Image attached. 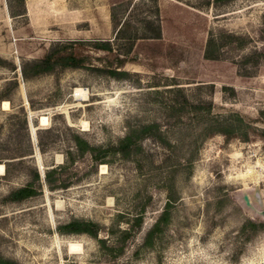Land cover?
Wrapping results in <instances>:
<instances>
[{
	"label": "rangeland",
	"instance_id": "1",
	"mask_svg": "<svg viewBox=\"0 0 264 264\" xmlns=\"http://www.w3.org/2000/svg\"><path fill=\"white\" fill-rule=\"evenodd\" d=\"M98 39L127 57L122 76L21 74L53 43L91 48ZM91 51L92 63L108 64ZM132 130L122 155L116 146ZM77 138L94 151L80 153ZM0 163L10 170L0 172L2 259L264 264V0H0ZM58 165L67 187L4 200L35 170ZM166 206V223L145 245ZM139 214L112 259L99 238L110 245ZM72 219L96 223V235L59 232Z\"/></svg>",
	"mask_w": 264,
	"mask_h": 264
},
{
	"label": "trees",
	"instance_id": "2",
	"mask_svg": "<svg viewBox=\"0 0 264 264\" xmlns=\"http://www.w3.org/2000/svg\"><path fill=\"white\" fill-rule=\"evenodd\" d=\"M215 3H220V0H215ZM123 22L119 29L116 32V37H120L122 32ZM115 29L118 27V23H114ZM153 37H158V32L154 34ZM136 36L133 35L129 38L130 46L135 40ZM87 42V41H86ZM88 44L83 40H70L66 42L58 41L53 43L47 53L36 60L25 61L21 65V74L24 78H29L43 73H51L56 69H65V68H87L92 69L98 72L107 73L114 77H120L122 74L126 73L125 70H119L120 67L128 61L127 57L123 54L117 53L115 48L112 45V42L109 39L106 40H93L90 42L91 48H88ZM93 51H102L108 59V64L101 66L95 65L92 63V54ZM210 59H215L217 57L212 56L211 54L207 55ZM135 136V131H129L125 136L118 142L116 150L122 154L127 155L131 151V146L133 143V137ZM76 149L82 153L84 151L93 150L89 148L85 140L76 139L75 141ZM109 148H104L102 151H99L98 154H94V159H102L107 155ZM5 166V174H9V165L7 163ZM64 166H54L50 169H47L42 176L35 170L33 173V178L16 188L11 189L6 195H4L5 201L17 202L28 197L36 195L40 190L42 185H46L50 189L57 187L65 188L69 185V182L61 177L62 169ZM169 209L168 206L164 208L159 217L156 219L150 230L146 233L144 238V244L149 246L152 244L154 236L157 232L161 231L163 224L166 223L168 219ZM142 215H136L133 219L132 224L122 231V235L114 239L113 243L110 245H105L104 238H99V242L103 245L104 249L107 250V255L114 259L119 253H121L125 246V239L128 235H132L134 230L139 227L141 223ZM263 226V225H262ZM59 232L62 233H87L89 235H96L97 224L91 221L83 219H72L65 224L57 226ZM0 264H16L12 260L0 258Z\"/></svg>",
	"mask_w": 264,
	"mask_h": 264
},
{
	"label": "water",
	"instance_id": "3",
	"mask_svg": "<svg viewBox=\"0 0 264 264\" xmlns=\"http://www.w3.org/2000/svg\"><path fill=\"white\" fill-rule=\"evenodd\" d=\"M243 201H244V203H245L246 206H248V207H250V208H253V207L251 206L250 202H249V199H248L247 194H244V195H243Z\"/></svg>",
	"mask_w": 264,
	"mask_h": 264
},
{
	"label": "bare ground",
	"instance_id": "4",
	"mask_svg": "<svg viewBox=\"0 0 264 264\" xmlns=\"http://www.w3.org/2000/svg\"><path fill=\"white\" fill-rule=\"evenodd\" d=\"M4 104H7V101H4ZM42 120H43V121L46 120V117L43 116V117H42ZM0 172H4V165L1 164V163H0Z\"/></svg>",
	"mask_w": 264,
	"mask_h": 264
}]
</instances>
